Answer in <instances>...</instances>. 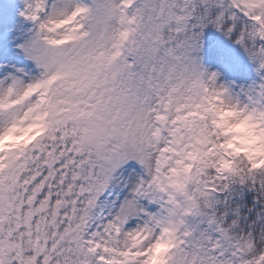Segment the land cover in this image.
I'll return each instance as SVG.
<instances>
[{
  "label": "snow or ice",
  "instance_id": "1",
  "mask_svg": "<svg viewBox=\"0 0 264 264\" xmlns=\"http://www.w3.org/2000/svg\"><path fill=\"white\" fill-rule=\"evenodd\" d=\"M0 264H264V0H0Z\"/></svg>",
  "mask_w": 264,
  "mask_h": 264
}]
</instances>
